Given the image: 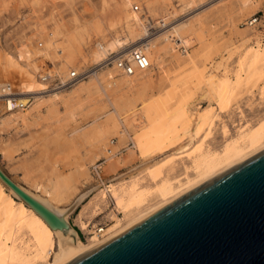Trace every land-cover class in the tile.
Listing matches in <instances>:
<instances>
[{
    "label": "rangeland",
    "instance_id": "374dc122",
    "mask_svg": "<svg viewBox=\"0 0 264 264\" xmlns=\"http://www.w3.org/2000/svg\"><path fill=\"white\" fill-rule=\"evenodd\" d=\"M133 5L139 8L136 14L130 11ZM18 14L24 19L16 25ZM253 16L259 21L248 26ZM145 19L164 29L148 35ZM1 22L42 47L32 55L20 47L19 60L0 55L3 81L24 106L7 112L0 102V169L30 192L37 185L47 190L62 185L61 208L69 206L74 193L88 191L67 216L84 244L227 163L197 172L196 147L220 153L242 133L264 140V63L252 64L247 54L249 48L264 54V0H0ZM114 41L121 46L112 52L147 45L151 67L135 72L130 82L110 69L98 72L60 94L54 91L58 100L49 97L53 91H41L31 74L44 62L60 67L99 63L97 45L108 48ZM27 94L33 97L29 105ZM146 141L149 154L138 147ZM101 160L103 183L113 187L104 189L90 177V167ZM133 181L141 190H153V196L127 214L126 198H112L111 190L121 191ZM7 202L18 201L2 187L0 250H21L29 257L44 236L55 241L43 223L31 219L18 225L3 214Z\"/></svg>",
    "mask_w": 264,
    "mask_h": 264
},
{
    "label": "water",
    "instance_id": "95a60500",
    "mask_svg": "<svg viewBox=\"0 0 264 264\" xmlns=\"http://www.w3.org/2000/svg\"><path fill=\"white\" fill-rule=\"evenodd\" d=\"M0 182L49 229L76 234L71 207L55 211L1 169ZM65 264H264V150Z\"/></svg>",
    "mask_w": 264,
    "mask_h": 264
},
{
    "label": "bare ground",
    "instance_id": "6f19581e",
    "mask_svg": "<svg viewBox=\"0 0 264 264\" xmlns=\"http://www.w3.org/2000/svg\"><path fill=\"white\" fill-rule=\"evenodd\" d=\"M246 24L248 25V22ZM251 26L253 27L254 25H251ZM183 44H186V41H184ZM117 45L121 46V43L118 42V41H114L113 43H111L110 45L107 46L108 48H106L105 46H103L101 44H98L97 46H98L99 50H98V54L97 55L99 57V60L101 61L103 59V57L106 55V53H108L110 51L112 52V50H114ZM140 47H141L142 51L145 53V55H146V57L148 59L149 67L147 69H149L151 67V64H150V61H149V57H148V55H147V53L145 51V50L148 49V47H147V45H144L145 49H143L142 46H140ZM249 49H251V48H249ZM249 49H247L248 50L247 54L250 53L249 54V58H250L249 60H250V62L252 64L256 63V62H263L264 63L263 51L259 50V48H258V50L254 49L253 51H250ZM242 55L245 57L244 53ZM5 62L7 64L6 66H9V63L11 62L9 57L5 59ZM147 69H145V70H147ZM95 75H93V76L95 77ZM127 77L130 78V80ZM133 77H134L133 74L130 75V76H126V78L129 80V81H127V80L126 81L130 82ZM124 80H125V78H124ZM0 81H3V74L1 73V69H0ZM79 83H81V82H79ZM127 85H128V83H127ZM79 87H81V86H79ZM78 88H75V89H78ZM58 92L60 94L61 91H58ZM58 92L57 93L54 92V94H51V96H49V97H51V99L55 98L56 100H58V98L60 97ZM41 98H43V97H41ZM15 107H17L16 109H18V110H21L22 108H24L22 103L19 102L18 97H16V99H15ZM114 111H113V113H114ZM111 113L112 112L108 113L107 115H111ZM2 114H4V113H0V115H2ZM191 132H192L191 136L197 134V130L194 131V132L192 130H189L187 132V134L190 135ZM244 132H246V131H244ZM249 134L242 133V134H240V136L238 138H234V139L226 142V144L224 145V147H223V149L221 150L220 153L204 152L202 150V148H200V146H199V148L196 147L195 149H193V151H194L193 153L195 154V157H194V160H193V162H194L193 166L195 167V169H197V172H200L201 170H208L209 168H211L213 166L215 167V165L217 163H220V162H224L225 161L227 163L224 162L225 164L220 166L219 168L215 167L216 169H214V170L212 169L211 171H209L206 174L202 175L199 179L195 180V182L193 181L194 183L190 184L188 187H186L185 189L181 190L180 192H178L174 196L172 195V197L170 199H167V200L162 199L164 201H162L160 203H157L156 205L151 206L150 208H148L146 210H142V211H138L137 210L138 213L136 215H134L131 219H129V221H127L123 225L119 226L114 231L109 232L108 234H106V236L101 237L100 239H97L95 241H90L88 244H84L82 241H80L77 238L75 233H73L72 238L71 237L70 238H66L60 231H52L51 229H49V227L42 221V219L38 215H36L30 208L25 206L20 200L17 199L18 202H12L13 204L15 203V207H16L15 210H14L13 204L9 203L10 201L7 202L8 203V205L6 204L7 206L6 205L2 206V210L1 211L3 212V214H6L8 217H11L12 220H14L18 225L21 222L22 223H24V222L27 223L31 219L35 220L37 222L43 223V225L49 231V234L54 236V240L55 241H53L51 238H49L48 235L44 236L43 238L41 237L42 238L41 242H40V240H38L39 245L37 247H35V245H34L35 248L32 247V248H34L33 250L30 248L33 251V253L29 257L28 256H24L23 253L21 254V252H20L21 250L17 251V250H12V249H10L8 247H3L0 250V253L3 252V254H0V264H65V263L71 261L72 259H74V258H76V257H78V256H80V255H82V254H84L86 252H89L90 250L94 249L95 247L99 246L100 244L104 243L105 241H107V240L111 239L112 237L118 235L119 233L123 232L124 230H126L130 226L134 225L138 221L144 219L145 217L151 215L152 213L156 212L160 208H162L165 205L169 204L173 200L181 197L182 195H184L187 192L191 191L192 189L198 187L199 185L205 183L206 181H209L210 179H213L214 177L220 175L221 173H223L224 171H226V170L230 169L231 167L237 165L238 163H240V162L248 159L249 157L257 154L258 152L264 150V140H262L261 137L258 136V135H256L254 137L253 135H249ZM102 135H101V137L104 136V135L103 136ZM120 137L123 138V134H120ZM102 139H104V138H102ZM102 139H99L100 140L99 144H100V142H103V141H101ZM177 139H179V137H177ZM153 143H155L157 145V143H159V141H154ZM102 144H104V143H102ZM147 145H148V142L146 141V143H144V142L140 143V145L138 147H139V149L142 148L140 150H144L145 151V149H146L145 147ZM248 146H250L249 149L247 148ZM133 147H134V145H133ZM133 147H130V148L128 147V155L130 154L129 155L130 157H132L133 153H134V151L132 150ZM245 148H247L248 150L245 151ZM180 149H182L183 151H187L189 148L187 146H183ZM146 151H147V149H146ZM147 152H148L147 154H149V151H147ZM128 155H126V157H129ZM118 158H116V159H118ZM121 158L118 159L119 160L118 162H120ZM125 164L123 163V164H121V166H123ZM191 180H190V182H191ZM0 185H2V186H0L1 188L4 187V185L1 182H0ZM61 186L62 185L54 186L53 188L47 190L46 188H43L42 186L37 185L36 187H34V191L33 192L32 191L30 192L29 190H27V189H25L23 187L22 188L27 193H32V195L37 197L36 199H38L43 204L47 205L48 207H50V208H52L55 211H58L60 213H62L65 210H67L69 207H71L70 208L71 210L69 209L70 212H71L75 207H78L84 201V199L86 198L85 196L88 193V191L84 192V193H82V192L74 193V195H72V197L70 198L71 202H69L70 203L69 206H67L65 208H63V207L61 208L60 205H59V203H61V201H62L61 195L63 193L62 192L63 190H62ZM100 186H102L104 189L109 188V187H113L112 185L106 186V185H104V183L100 184ZM1 188H0V193H1ZM4 188L10 194H12V192L10 190H8L6 187H4ZM98 188H99V186H98ZM103 188L102 189L99 188L100 190L99 189L98 190L100 192H102ZM115 188H113L111 190L112 192L110 191L111 194H112L111 197L112 198H116L117 197V198H120L121 200H122V198H126V206H124L123 209H124L125 213H127V214H130V213L134 212L135 209H139L140 207H142L146 203L148 198L153 196V193H152L153 190L152 191H150V190H141V189L138 188V185H137V183L135 181H133V183L129 184V186H126V188H124V187H123V189L121 188L122 190L121 191L119 190L120 192L117 191V189H115ZM153 189H155V188H153ZM156 189H157V187H156ZM42 190L45 191L43 193V195H40V194L37 195L36 194V193H39V192L41 193ZM170 190H172V189H170ZM165 193H164V196H166V194L168 192L166 194ZM159 194H161V193H159ZM160 197H162V196H160ZM68 214L65 215V219L66 220H67ZM37 222H35V223H37ZM29 223H30V221H29ZM25 224H24V227H25ZM102 229H103L102 227H100L98 229L99 233L103 232ZM30 231H31V229H30ZM34 235H33V237H34ZM36 244H38V243L36 242Z\"/></svg>",
    "mask_w": 264,
    "mask_h": 264
},
{
    "label": "built area",
    "instance_id": "2783aa9c",
    "mask_svg": "<svg viewBox=\"0 0 264 264\" xmlns=\"http://www.w3.org/2000/svg\"><path fill=\"white\" fill-rule=\"evenodd\" d=\"M131 13H138V6L133 5L130 9ZM132 14V16H133ZM143 16V15H141ZM4 19V16H2ZM24 19L23 14H18L15 20L16 25L19 24ZM259 19L255 16L248 20V25H255ZM18 22V23H17ZM145 27L149 32L148 35L156 33L158 30H163L164 27L161 24L157 27H153L147 19L144 21ZM14 27L4 25L0 23V55L8 54L14 59L17 58V52L20 47L27 53L32 55L33 50H40L42 47L41 42H37L34 39H28V33L20 34L19 32L11 33ZM96 45V42L92 44V47ZM149 67L148 59L145 53L142 51L140 46H134L131 48L123 47L114 52H108L103 57L99 63H91L86 66H63L55 65L51 62H44L42 65L36 66V69L31 74L34 76L35 80L38 81L41 91L44 93L63 91L73 87L75 84L87 80L89 77L97 74L98 72H104L105 70L115 71L117 74L122 76H130L135 72L144 71ZM25 98L28 102L27 105L31 103L33 99L31 94H27ZM17 95L14 87L4 81H0V102L5 107L7 112L15 110V99ZM128 146H132L129 141ZM118 153L119 150H118ZM117 153V154H118ZM103 160L97 162L95 165L90 167L89 173L90 177L94 183L102 184L103 177L101 176V167ZM99 232V231H98Z\"/></svg>",
    "mask_w": 264,
    "mask_h": 264
},
{
    "label": "crops",
    "instance_id": "0c3cea01",
    "mask_svg": "<svg viewBox=\"0 0 264 264\" xmlns=\"http://www.w3.org/2000/svg\"><path fill=\"white\" fill-rule=\"evenodd\" d=\"M12 180V179H11ZM13 181V180H12ZM16 183V182H15ZM17 185H19L18 183H16ZM19 186H21V185H19ZM21 187H23V186H21ZM24 188V187H23ZM30 191V190H29ZM32 192H33V190H32Z\"/></svg>",
    "mask_w": 264,
    "mask_h": 264
}]
</instances>
